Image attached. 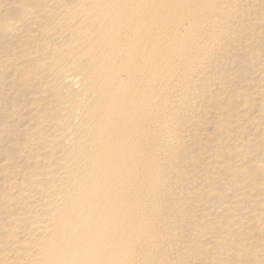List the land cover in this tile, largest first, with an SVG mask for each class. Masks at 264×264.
Returning a JSON list of instances; mask_svg holds the SVG:
<instances>
[{
	"label": "bare ground",
	"instance_id": "bare-ground-1",
	"mask_svg": "<svg viewBox=\"0 0 264 264\" xmlns=\"http://www.w3.org/2000/svg\"><path fill=\"white\" fill-rule=\"evenodd\" d=\"M0 264H264V0H0Z\"/></svg>",
	"mask_w": 264,
	"mask_h": 264
}]
</instances>
